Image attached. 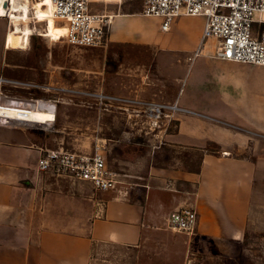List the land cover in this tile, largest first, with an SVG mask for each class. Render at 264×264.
Returning <instances> with one entry per match:
<instances>
[{"label":"crops","instance_id":"1","mask_svg":"<svg viewBox=\"0 0 264 264\" xmlns=\"http://www.w3.org/2000/svg\"><path fill=\"white\" fill-rule=\"evenodd\" d=\"M31 2L30 7L25 6L28 17L37 0ZM131 3L125 0L120 8L102 7L101 14L113 15L112 24L105 43L91 46L99 52L92 56L69 57L59 40L53 43L46 36L45 26L37 33V26L29 18V21L21 19L23 28L18 24L20 19L13 20L8 13L15 23L14 32L19 35L14 36L10 45L7 37V46L20 38L22 45L30 44L32 36L30 53L43 48L42 56L32 54L35 57L32 56L28 69L32 76L36 73L37 80L30 84L44 92L43 101L57 102V112L52 130L0 125V264H91L94 242L137 247L160 238L164 243L171 215L187 206L197 210L199 223L193 233L184 237L200 249L212 242L245 237L255 192L257 158L264 153V84L248 93L245 82L254 81L248 77L254 75V70L264 73V66L252 70L249 66L253 65L218 59L211 44L194 58L203 39L206 24L203 16H180L164 31L162 18L159 27L143 26L136 18L141 15L143 4L133 10ZM35 10L42 17L43 12ZM41 19L39 22H48ZM193 20H200L199 25ZM132 47L140 48L147 57L136 58ZM66 73L77 81L74 86L83 81V76L101 80L97 92L84 91L99 102L95 108L81 102L74 104L97 111L98 122L90 134L67 133V123L72 118L68 114L64 115L66 120L60 118L61 111L68 107L59 105L65 104L59 100L61 95H54L68 89ZM100 89L112 101L105 103L95 98ZM116 99L168 106L177 103L180 109L175 114L177 128L165 140L172 147L199 152L200 162L196 169L151 164L142 183L121 181L111 200L99 196V202L104 201L102 213L95 215L88 233L75 232L65 224V212L50 209L57 205L64 182L38 170L41 149H67L71 140L70 150L88 151L95 137L110 142L111 134L106 136L102 129L106 118L102 117L100 109H105L100 106L133 109L132 105L122 107ZM73 106L70 110H75ZM40 115L37 111L36 117ZM50 115L45 113L43 121H48ZM235 115H239L237 120ZM123 172L132 175L134 171L129 168ZM47 207L51 215H37L38 210L44 208L46 212ZM24 221L27 223L23 224Z\"/></svg>","mask_w":264,"mask_h":264},{"label":"rangeland","instance_id":"2","mask_svg":"<svg viewBox=\"0 0 264 264\" xmlns=\"http://www.w3.org/2000/svg\"><path fill=\"white\" fill-rule=\"evenodd\" d=\"M126 1H129L130 3L132 1L134 3L135 0ZM29 2L30 3H27V5L30 7L32 2L31 0H29ZM22 3V5H25V0ZM34 3V6L36 7L35 9H39L40 12H42V5L36 4V2ZM102 7L104 6L93 4L91 5L90 10L95 13H100L103 10ZM35 9L30 10V16L28 18L30 23H34L37 26V33L42 31L40 30L41 26H45L43 28L46 29V36H50L49 39H52L53 43H55V40H59L62 44L61 48L64 47V52H66L69 57H73L75 55H98L99 52H97L94 47L73 46L66 38H61L62 36L66 35V28L63 27L64 25L61 23H57L56 18L55 21L47 18L46 21L48 22H39L40 18L37 16L38 13H35L38 11ZM41 15L51 16L49 10L41 13ZM26 16L19 15V17L25 21L28 20ZM136 18L139 22L143 23V26L147 24L157 25L158 27L160 26L159 18L146 17L142 14ZM204 18L205 17H203V19ZM204 20H206V18ZM192 22L198 26L200 20H193ZM18 24L23 28L25 26L23 25L21 19ZM14 31L15 23L12 21V19L9 16L0 17V79H6L9 81L7 83H0V92H2L0 102H3L7 98L27 100L34 99L24 96V94L28 95L31 89L36 88L32 87L30 84L33 82L32 80H37V77H35L36 73H32L34 75L32 76L28 67L31 64L32 56H42L43 54V48L37 49L36 52L33 50V52L30 53V50L32 51L33 48L31 47V44L33 43L32 36L30 37V44L28 42L22 45L20 38L13 41V44L11 43V46H13L12 48H10L11 46L8 47L7 37L9 38L10 45V42L14 40V36L19 35L18 33L15 34ZM43 33L44 32H42V34ZM47 42L48 40H45L44 43L47 45ZM15 44L17 47H14ZM53 47L54 44H52V48ZM132 53L136 58L144 56L145 58L147 57V55H145V53L138 47H132ZM13 64L23 65V67L19 69L14 67ZM255 66L257 65L249 67H251L253 70L256 68ZM39 70L42 71L41 69ZM244 70L246 71L247 69ZM66 74L69 78L67 80L68 84L65 85L68 88L65 89L68 90L67 94H64L66 93L65 91H60L63 92V94L58 93L54 95L55 97L61 95L62 99L59 100L61 103L65 102V104L59 105L68 107L67 109L65 108L61 111L59 114L60 118L65 119L64 115L67 114L71 116L70 118H72V120H69L67 123V133L86 132L90 134L94 130L95 124L98 122L96 114L97 111L91 108L87 109L85 107H83L84 109L77 108L74 104L76 102H81L83 103L82 105H92L95 108L99 102L96 101V99L91 98V96H86L87 94L85 95L84 91L97 92L98 87L100 88L101 86V80L98 78H94L93 80L92 78L83 76V81H81L80 84L78 83L79 85L74 86L77 84V81L75 82V78L72 77L71 74ZM248 77L254 79V81L248 80L245 82V87L248 93L251 89H254V87L260 86V83L261 86L264 84V73L262 72L255 73L254 70V75H249ZM98 80L100 81L99 84L97 83ZM17 82L24 83L25 85H17ZM75 91H81L82 94H79ZM92 94L93 93L90 95ZM99 94L107 96V94L101 89ZM95 98L99 97L97 96ZM99 101L102 102V100ZM109 101H112V99L103 100L105 103H109ZM102 105L100 107H103L105 110L103 111L100 109L101 115L103 118H106L105 125L102 129L105 131L106 136L107 134H111L109 136L112 139L108 143V160L111 166L110 168L120 175L119 177L122 183H124V181L125 183L126 181H136L142 183L144 181L143 179H145L147 176L146 171L148 172L149 166L155 163L167 167H176L179 169H196L198 167L200 162L199 152L194 151L191 153L190 150L172 147L171 145H168V142L165 140L166 135L168 133H173L177 128V125H175V115L165 118L161 127L156 128L151 124V121L149 122V119L146 115L147 113L144 111V109L139 106H132L136 111L133 109L124 111L122 108H112ZM72 106L75 108V110H70V107ZM121 106L123 107L128 105L121 104ZM37 111L38 110L28 109L24 114V117H26L24 119L28 121H35L37 123H44L43 121H37L39 118L36 117ZM166 113L172 114L168 110ZM62 114L63 118L61 116ZM134 114H137V116L135 117ZM10 115L14 116L15 113L11 111ZM238 116L235 115L234 120H237ZM52 119H55L54 114ZM154 128L156 129L154 130ZM125 137H127V139ZM69 143L72 144H67V149H71L73 147V142L71 140ZM94 146L95 143L88 151H93ZM123 158H129L130 160H123ZM257 162L258 166L255 175L256 180L254 187L255 192L250 208L251 214L248 221L247 230L245 231V237H241L239 239L230 238L227 240H220L217 243L212 242L204 249H200L195 245L196 243L187 237H184L187 236L186 233L175 232V234L172 232L171 228L168 227L165 231L168 238L166 237L164 239V243L162 239L157 238L156 240H152L148 243H142L137 247H115L112 245L103 244L97 245L92 253L91 264H264V153H260L257 158ZM129 168L134 171L132 175L123 174V170ZM57 178L64 182V186H62L64 191L62 190V192L58 194L59 196L57 195V198H60V201L58 200L57 205L50 209H53V212H65L63 214L65 215V219H67V223L65 224L69 226V229L84 234L88 233L89 225L95 215H100L102 213L104 201L100 200L102 202H99V196L103 200L109 201L115 196L116 190H106L100 191L98 193L89 183H81L61 177ZM118 188L119 186L117 189ZM166 200L168 201V198H166ZM41 210L37 211V215L40 213L41 215H47L46 213H50L49 215H51L52 213L51 210H49V207H47L46 212L44 208ZM56 215L60 216L61 214ZM83 217L84 220H81ZM28 222L31 224L30 220ZM24 223L25 221L23 224Z\"/></svg>","mask_w":264,"mask_h":264},{"label":"built area","instance_id":"3","mask_svg":"<svg viewBox=\"0 0 264 264\" xmlns=\"http://www.w3.org/2000/svg\"><path fill=\"white\" fill-rule=\"evenodd\" d=\"M45 0H37V3ZM125 0H52L57 23L66 28V38L72 45L97 46L105 43L112 24L113 15L95 13L91 5L116 6ZM10 0L9 5H11ZM30 3L25 0V5ZM48 6L44 5V8ZM141 14L146 17L162 18V29L168 31L172 21L180 16H203L206 24L198 57L207 44H211L216 58L248 65L264 66V0H144ZM190 58V61L194 60ZM8 80L0 79V83ZM25 85L17 82V85ZM36 87V85H32ZM68 92V90L63 89ZM2 92H0V97ZM100 100L111 99L103 94ZM119 103L141 107L149 122L160 128L165 118L175 115L180 109L177 103L168 106L160 103L131 102L116 99ZM57 102L35 99L7 98L0 102V125L25 126L52 130L56 119ZM28 109L53 111L55 119L46 123L25 120ZM170 111L172 114H167ZM15 113L14 116L10 112ZM51 123V124H50ZM51 125V126H50ZM51 127V128H50ZM154 128V130L156 129ZM109 141L95 137L93 151L70 150L63 147L41 149L38 170L56 177L90 183L98 192L114 190L121 182L120 175L108 164ZM199 223V214L192 206L181 207L170 219L174 232L193 233Z\"/></svg>","mask_w":264,"mask_h":264},{"label":"bare ground","instance_id":"4","mask_svg":"<svg viewBox=\"0 0 264 264\" xmlns=\"http://www.w3.org/2000/svg\"><path fill=\"white\" fill-rule=\"evenodd\" d=\"M9 2H10V0H9ZM37 4L42 5V12H46L47 10H49V12L51 14V16H44V15H42V17H40V18H42L41 20L47 19V18L50 19V20H55L56 16L54 14V5L52 3V0H45L44 4L43 3H39V2ZM44 5L45 6L47 5L48 7L47 8H44ZM25 6L26 5H22L21 7H15L14 8L12 5H9V10L8 11H4L3 10V6L1 5V0H0V15L1 16H7L8 13H10V16L12 17L13 20L22 19L18 15H24V16H26V14H25ZM26 18L28 19V16H26ZM38 111H40L42 113V116L41 115L39 116L38 121H43L44 114L45 113H49V112L51 114L50 115L51 117H50V120H48V121H52L53 120L52 119L53 114H54L53 111H43V110H38ZM43 122L46 123L47 121H43Z\"/></svg>","mask_w":264,"mask_h":264},{"label":"trees","instance_id":"5","mask_svg":"<svg viewBox=\"0 0 264 264\" xmlns=\"http://www.w3.org/2000/svg\"><path fill=\"white\" fill-rule=\"evenodd\" d=\"M144 0H135L133 5V10H135V8H138L139 6H141L143 4ZM24 96L28 97V98H34V99H41L44 100V98L46 97V95L44 94V92L41 91V89L39 88H35V89H31L29 91V94L26 95L24 94ZM100 245V244H98ZM97 247V243H93V250H95V248Z\"/></svg>","mask_w":264,"mask_h":264},{"label":"water","instance_id":"6","mask_svg":"<svg viewBox=\"0 0 264 264\" xmlns=\"http://www.w3.org/2000/svg\"><path fill=\"white\" fill-rule=\"evenodd\" d=\"M24 0H12L11 5L15 8V7H21L22 6V2ZM1 5L3 6V10L4 11H8L9 10V0H1Z\"/></svg>","mask_w":264,"mask_h":264}]
</instances>
